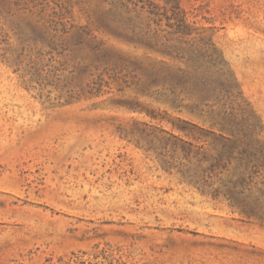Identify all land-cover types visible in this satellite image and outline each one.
Here are the masks:
<instances>
[{
    "label": "rangeland",
    "instance_id": "374dc122",
    "mask_svg": "<svg viewBox=\"0 0 264 264\" xmlns=\"http://www.w3.org/2000/svg\"><path fill=\"white\" fill-rule=\"evenodd\" d=\"M0 264H264V0H0Z\"/></svg>",
    "mask_w": 264,
    "mask_h": 264
},
{
    "label": "trees",
    "instance_id": "16d2710c",
    "mask_svg": "<svg viewBox=\"0 0 264 264\" xmlns=\"http://www.w3.org/2000/svg\"><path fill=\"white\" fill-rule=\"evenodd\" d=\"M174 8L177 10L179 9L178 2L176 3ZM178 21L181 23L178 24V30H180L182 27L184 28L183 17H181V19H179ZM216 140L219 142L223 151L217 156V158H215V163L210 166V169L218 167H220L222 170L226 169L229 166L230 162L235 159V151L239 148L240 145L242 146L241 151L243 153H238V162L243 166L242 175L248 174L249 166L254 164V161H252L250 156L246 154L250 149V144L247 143L245 140L239 138L231 140L230 137L226 136H221L219 138H216ZM223 160H225V162ZM253 166L255 167L256 165Z\"/></svg>",
    "mask_w": 264,
    "mask_h": 264
}]
</instances>
